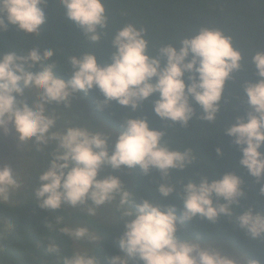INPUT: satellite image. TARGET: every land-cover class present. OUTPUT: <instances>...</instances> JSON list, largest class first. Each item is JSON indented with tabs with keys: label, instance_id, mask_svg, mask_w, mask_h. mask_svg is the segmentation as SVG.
Listing matches in <instances>:
<instances>
[{
	"label": "clouds",
	"instance_id": "9594fccd",
	"mask_svg": "<svg viewBox=\"0 0 264 264\" xmlns=\"http://www.w3.org/2000/svg\"><path fill=\"white\" fill-rule=\"evenodd\" d=\"M46 3L47 0H0V30H7L11 24L23 33L40 35L46 21ZM59 3L84 37L95 44L102 41L101 30L108 23L104 0ZM111 42L115 48L111 63L101 65L93 51L70 56L68 80L56 75V64L51 62L54 47H33L26 55L15 51L0 53V130L8 134L14 129L20 145L33 141L37 151L53 146L49 166L40 173L41 183L34 189L39 207L55 210L62 205L84 206L88 215L95 216L98 209L114 204L119 218L124 220V231L119 237L124 255L111 256L108 264H130V260L142 264H260L252 257L229 256L218 247L202 245L199 237L182 239L178 235L179 225L197 216L215 222L221 216L233 215V206L239 205L246 195L244 181L236 172L184 184L183 208L178 216L174 204L165 206L148 198L138 201L118 175L98 176L105 166L117 170L139 166L144 174L157 170L163 179L171 170H183L192 163L195 157L190 148H169L163 142L164 131L151 128L147 118L129 115L115 134L110 152L111 135L95 126L93 129L74 124L62 131L54 130L57 117L48 108L52 103L71 107L76 93L87 95L89 90L98 88L104 96L97 104L100 110L115 100L130 107L129 112L133 113L156 93L153 111L164 121L187 126L193 115L215 121L226 83L242 68L243 56L233 45L232 37L219 28L201 27L184 37L179 48L169 43L152 55L146 30L129 23L115 33ZM162 57L166 58L163 65ZM251 62L259 79L244 85L249 110L224 132L239 146V166L259 182L264 179V152L260 151L264 145V51L256 52ZM185 72L191 83L186 84ZM26 89L35 91L31 104L24 98ZM190 97L199 105V113ZM216 153L222 155L223 150L217 147ZM22 187L11 165L0 166V203L8 202ZM157 191L167 198L176 188L164 181L157 185ZM259 193L264 195V184ZM236 222L253 238L264 236V213L249 208L236 217ZM7 227L11 229L12 225ZM59 231L76 241L99 239L83 225L60 227ZM48 252H58V246L49 244ZM62 264L99 261L95 255L75 252L65 257Z\"/></svg>",
	"mask_w": 264,
	"mask_h": 264
},
{
	"label": "trees",
	"instance_id": "16d2710c",
	"mask_svg": "<svg viewBox=\"0 0 264 264\" xmlns=\"http://www.w3.org/2000/svg\"><path fill=\"white\" fill-rule=\"evenodd\" d=\"M104 3L108 23L101 30L103 38L98 44L83 36L75 22L65 15L59 0H47L44 6L46 21L41 26V34L23 33L9 24L7 30H0V53L15 51L19 55H26L33 47H54L56 51L51 62L56 64V75L68 80L71 75L68 58L72 55L93 51L101 65L111 63L115 51L112 37L129 23L146 30L148 51L152 55L169 43L179 48L184 37L195 34L201 27L219 28L231 36L233 45L242 53V68L234 72L233 78L226 83L221 111L215 121L201 120L196 115H193L187 126L164 121L153 111L156 93L143 101L133 113L129 112L130 107L122 106L115 100L102 110L98 109V102L104 100L98 88L89 90L87 95L79 93L89 113L116 132L120 131L122 121L129 115L147 118L151 128L164 131L163 142L169 148L192 150L195 157L192 163L183 170H171L163 179L155 169L148 174H144L139 166L130 169L129 183L125 186L133 190L138 201L148 198L165 206L174 204L179 216L183 208L184 184L199 182L204 177L219 179L226 172H236L244 181L246 195L239 205L233 206V215L221 216L215 222L197 216L180 224L178 235L182 239L199 237L200 242L226 241L243 256L264 264V236L253 238L236 222V217L249 208L264 213V195L259 193L264 179L257 182L255 177L239 166L242 154L239 146L224 132L225 128L236 123L237 117L245 116L249 110L245 83L259 79L251 61L256 52L264 51V0H104ZM188 59H191V55ZM164 63L166 58L162 57L161 64ZM188 76L189 73L185 72L186 84L191 83ZM190 102L199 113L200 108L195 100L190 97ZM56 110L57 125H65V122L74 125L79 120L89 121L91 128H98L94 124L95 120L82 115L73 102L71 107L62 106ZM217 147L223 150L222 155L216 153ZM260 151L264 152V145ZM164 181L176 188L167 198L157 191V185ZM68 214L63 207L55 210L41 208L36 198L18 204L0 203V264H62L65 257L77 252L73 247V239L59 231L60 227L68 226L61 220L67 218ZM77 215L84 216L99 236L98 243L87 252L95 255L99 264H108L113 255H124L119 246L124 224L101 221L79 212ZM9 223L11 229L7 227ZM52 243L58 246V252H48V245ZM134 264L142 262L136 261Z\"/></svg>",
	"mask_w": 264,
	"mask_h": 264
},
{
	"label": "rangeland",
	"instance_id": "374dc122",
	"mask_svg": "<svg viewBox=\"0 0 264 264\" xmlns=\"http://www.w3.org/2000/svg\"><path fill=\"white\" fill-rule=\"evenodd\" d=\"M35 95V91L32 89L25 90V97L29 104L32 103V97ZM74 103V107L80 110L82 115H86L90 117V119L95 120V125L101 131L105 132L109 137V151L111 152L112 148L114 147L115 140H116V132L111 127L105 125L104 123L98 122L96 118H94L90 113L87 105L80 95V93H76L71 100V103ZM64 104H49L48 108L53 109L56 115V109L61 108ZM71 122L60 123L56 125V131H62L65 127H67ZM89 121L81 122L76 121L74 124L77 125H84L91 128L89 125ZM37 145L33 141H28L23 145H20V142L16 138V134L14 129L10 130L8 134H5L2 130H0V166L4 164H9L14 169V172L17 174L19 179L21 180L23 187L17 194H12L10 199L7 203L10 204H18L22 201L27 199H35V191L34 189L39 187L40 180L39 175L42 171L46 170L49 166V161L51 159L50 153L53 151V146L49 145L44 149V151H37ZM108 174L118 175L121 180L126 185L129 183L130 179V169L126 166H122L120 169H112L110 166H105L99 173L98 178H102ZM91 200L88 201V204H91ZM62 207L69 212L68 217H63L61 220L68 225V227H75L78 225H83L88 227L91 233H95L97 236L93 225L84 217L78 216L77 212L86 214L91 218H97L101 221H111V222H118L124 224V220L119 218V213L115 211V205H106L97 210V214L95 216L88 215L85 210L82 208L84 206H77L72 207L69 205H62ZM99 237V236H98ZM97 241H89L87 239H82L79 241L73 240V247L77 252H88L91 248H93L97 243ZM201 244H208L214 247H218L223 251V253L229 256H243L240 252H238L230 243L219 240L213 242H201ZM136 260H130L131 264H134Z\"/></svg>",
	"mask_w": 264,
	"mask_h": 264
}]
</instances>
